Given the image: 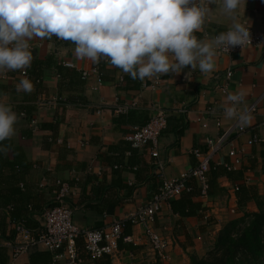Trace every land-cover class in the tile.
Here are the masks:
<instances>
[{
    "label": "crops",
    "instance_id": "obj_1",
    "mask_svg": "<svg viewBox=\"0 0 264 264\" xmlns=\"http://www.w3.org/2000/svg\"><path fill=\"white\" fill-rule=\"evenodd\" d=\"M207 18L196 33L198 38L205 37V32L216 35L226 30L228 20L219 7ZM239 18L249 28L264 30V0H246ZM31 44V65L0 77V97L18 115L15 135L3 142L9 151L0 154V248L9 261L16 224L41 228L45 210L57 200L59 182L70 187L67 203L75 223L80 228H105L146 205L163 178H177L195 166L191 150L199 147L209 152L207 139L216 141L225 132L227 139L212 163L226 169L224 164L234 162L229 152L237 151L241 164L232 178L220 175L213 196L194 198L202 207L197 216L181 218L172 210L173 200L156 215L155 230L171 240L166 264H188L190 255L202 254L227 222L257 210L252 198L239 206L235 187L252 186L264 196V39L242 52L218 54L207 78L196 71L191 80L185 79L188 68L180 74L135 80L103 58L96 64L77 60L74 45L55 36ZM94 68L100 72L94 73ZM229 68L233 75L228 80ZM83 72L89 75L84 77ZM22 77L33 82L30 93L16 91ZM223 86L226 92L220 89ZM237 88L247 91V106L257 104L243 134L217 107L223 95ZM124 105L130 106L128 112L117 113ZM157 109L167 113L168 122L155 156L152 145L133 148L126 136L148 122ZM32 118L38 120L36 131ZM255 136L262 141L248 146L247 141ZM125 236L132 241L122 243L130 247L119 248L112 264H157L141 226L131 224V234ZM35 252L51 254L54 261L65 264V259L55 260L56 253L42 248L31 249L15 264H44L31 262ZM83 256V264H95Z\"/></svg>",
    "mask_w": 264,
    "mask_h": 264
},
{
    "label": "clouds",
    "instance_id": "obj_2",
    "mask_svg": "<svg viewBox=\"0 0 264 264\" xmlns=\"http://www.w3.org/2000/svg\"><path fill=\"white\" fill-rule=\"evenodd\" d=\"M246 0H0V77L23 71L33 59L31 42L57 39L74 45L77 60L93 64L103 58L132 79L143 81L168 73L191 80L198 71L207 78L220 52H241L251 40L240 13ZM219 7L227 28L198 38L211 11ZM199 79V77H198ZM33 82L22 77L17 92L30 93ZM243 88L223 95L222 117L239 127L251 121ZM17 113L0 97V154L16 132Z\"/></svg>",
    "mask_w": 264,
    "mask_h": 264
},
{
    "label": "built area",
    "instance_id": "obj_3",
    "mask_svg": "<svg viewBox=\"0 0 264 264\" xmlns=\"http://www.w3.org/2000/svg\"><path fill=\"white\" fill-rule=\"evenodd\" d=\"M208 21L206 19L205 23ZM252 36L251 42L244 48L258 46L264 39V30L256 31L249 28ZM207 37H212L209 33L204 34ZM241 51L239 47L233 49L230 53L220 52L219 55H232ZM94 73L100 72L98 68L92 70ZM87 77L88 72L82 73ZM233 75V70L228 69L226 78L229 80ZM223 92L227 91V87L220 88ZM130 106L124 105L118 108L117 113H127ZM251 115L257 111V104L248 105ZM168 115L162 109H157L148 122L142 126H136L132 132L126 136V140L131 147L139 149L147 145H152L153 153L157 156L159 138L167 127ZM31 126L36 131L39 128L38 120L31 119ZM207 127V124H203ZM217 126H221V122H217ZM238 134H243L247 131L246 127H239L235 124ZM226 133V132H225ZM222 134L216 141L207 139L210 151L205 152L201 148L196 147L191 150V153L197 160L195 166L183 172L177 178H163L158 190L153 194L150 201L140 207L134 213H131L127 218L112 222L105 228H80L74 221L73 209L67 203L70 194V187L67 183H60V191L56 200V205L49 207L43 214V225L37 230H33L25 226L23 223H17L15 226V240L10 245L11 256L9 264H15L17 259L28 253L33 248H42L47 251L56 253L55 260L65 259V264H83V253L94 260L100 259L104 255L113 258L119 252V242H131L130 236L123 234L125 222H129L133 226H141L144 235L149 240L151 251L153 252L154 262L157 264H166L170 260L169 247L171 240L155 230L153 223L156 215L164 204L171 202L181 196L183 192L190 191V183L196 182L200 190V197L203 199L209 198V172L213 162V155L217 153L227 139L228 134ZM262 140L258 137H252L247 141L248 146H252ZM61 142V140H57ZM231 157H234L233 163L224 164L226 170L234 171L241 164L239 153L235 150L229 152ZM238 191L239 187L236 186ZM207 220L210 215H206Z\"/></svg>",
    "mask_w": 264,
    "mask_h": 264
},
{
    "label": "trees",
    "instance_id": "obj_4",
    "mask_svg": "<svg viewBox=\"0 0 264 264\" xmlns=\"http://www.w3.org/2000/svg\"><path fill=\"white\" fill-rule=\"evenodd\" d=\"M235 171L219 169L217 165L214 166L212 163L209 172L208 195H214L216 182L220 175H227V177L232 178ZM190 186V191L183 192L178 199L171 202L173 212L183 219L199 215L202 209L200 203L194 201V198L200 195L196 182L192 181ZM237 196L240 207L245 206L246 200L252 198L255 200L257 210L245 213L242 218L227 222L214 238L213 247L208 254L200 257L193 253L190 255L188 264H262L264 262V196L260 195L252 186H239ZM18 223L24 224V222ZM243 223L245 225L241 227ZM36 229L33 228V230ZM123 234H131L130 223L125 225ZM124 247L130 246L124 245L121 240L119 248ZM37 260L44 264H59L53 260L51 254L46 253L35 252L31 256V262L34 263ZM0 264H9V256L4 248H0ZM95 264H112V260L110 256L104 255L95 260Z\"/></svg>",
    "mask_w": 264,
    "mask_h": 264
},
{
    "label": "rangeland",
    "instance_id": "obj_5",
    "mask_svg": "<svg viewBox=\"0 0 264 264\" xmlns=\"http://www.w3.org/2000/svg\"><path fill=\"white\" fill-rule=\"evenodd\" d=\"M244 225H245V223H243V224L241 225V227H243ZM213 242H214V240H209V242H208V244L206 245V247H204V252H203L202 254H197V255L200 256V257H202V256H206V255L208 254L209 250L212 249V247H213ZM162 264H163V263H162ZM262 264H264V262H263Z\"/></svg>",
    "mask_w": 264,
    "mask_h": 264
}]
</instances>
